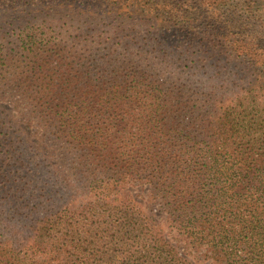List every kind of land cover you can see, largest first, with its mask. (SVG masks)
Listing matches in <instances>:
<instances>
[{"label":"trees","instance_id":"obj_1","mask_svg":"<svg viewBox=\"0 0 264 264\" xmlns=\"http://www.w3.org/2000/svg\"><path fill=\"white\" fill-rule=\"evenodd\" d=\"M0 264H264V0H0Z\"/></svg>","mask_w":264,"mask_h":264},{"label":"rangeland","instance_id":"obj_2","mask_svg":"<svg viewBox=\"0 0 264 264\" xmlns=\"http://www.w3.org/2000/svg\"><path fill=\"white\" fill-rule=\"evenodd\" d=\"M253 31L255 32V34H257L258 32V27H253ZM5 107H7L13 114L15 117L19 118L22 120V122L27 121V117L28 115H25L24 113L26 112L22 106L17 107V104H13L10 105L9 103L4 104ZM34 123V122H33ZM32 123V127L29 129V134L34 136V139H40L43 136V132ZM23 125V123H22ZM128 190L131 191L132 195H134V197L137 198V201L141 202V203H145L148 199V192L149 189L148 188H142V187H137L135 185H130L128 187ZM83 197V196H80ZM157 207H156V211H157ZM156 215V213H155ZM156 218L159 219V215H156Z\"/></svg>","mask_w":264,"mask_h":264}]
</instances>
